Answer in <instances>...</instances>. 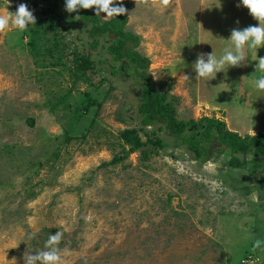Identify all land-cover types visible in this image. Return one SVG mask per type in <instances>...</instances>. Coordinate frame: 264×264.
I'll list each match as a JSON object with an SVG mask.
<instances>
[{
	"label": "rangeland",
	"instance_id": "1",
	"mask_svg": "<svg viewBox=\"0 0 264 264\" xmlns=\"http://www.w3.org/2000/svg\"><path fill=\"white\" fill-rule=\"evenodd\" d=\"M20 3L36 21L52 4L0 0V14ZM123 6L126 30L140 38L136 51L149 59L147 72L168 92L179 120L210 117L242 137L264 134V92L253 84L264 76L255 71L264 47L246 46L241 66L226 64L211 80L196 78L194 70L200 53L219 59L232 46L233 29L258 26L240 0H174L167 9L123 0ZM53 12L69 18L65 4ZM68 29L60 30L66 48L57 67L49 55L40 56L47 67L35 64L20 30L0 33V264H25L27 255L47 250L56 231L63 233V264H264V250L250 247L264 241V194L252 163L259 158L247 155L243 168L231 167L229 150L217 153L212 143L211 158L199 162L157 124L145 132L161 139L163 149L148 159L136 151L108 163L123 155L120 131L139 126L142 84L105 48L93 49L83 26ZM74 50L93 61L87 81L72 75ZM86 94L100 106L83 113L76 109ZM55 96L66 97L75 117L63 104L49 112ZM71 123L74 138L66 142ZM55 151L59 159L47 162Z\"/></svg>",
	"mask_w": 264,
	"mask_h": 264
},
{
	"label": "trees",
	"instance_id": "2",
	"mask_svg": "<svg viewBox=\"0 0 264 264\" xmlns=\"http://www.w3.org/2000/svg\"><path fill=\"white\" fill-rule=\"evenodd\" d=\"M44 1L53 4V6L52 4L45 6L46 10L43 11L44 18L36 21V24L30 28V33H27L26 30L21 31L22 36L28 37L26 45L35 64L45 67L47 64L43 63L40 56L49 55L53 58V61L49 64L50 66L57 67L63 65L61 60L66 46L63 42L64 35H62L60 30L68 31V26L81 25L84 27L90 39L89 45L93 49L97 48L98 45L103 49L105 48L114 61L123 63L122 68H124L125 72H133L141 81L140 102L137 107L139 126L138 128H125L120 131L118 139L120 140L119 145L122 148L123 155H115L108 163L121 162L124 157L136 151L140 152L142 159H148L149 155L156 154L159 149H163L165 144L161 139L156 136L150 138L145 132L146 127L161 124L169 135L176 139L175 146H185L193 155V158L199 162H207L211 158L212 143L213 146H218L216 148L217 153L222 152L224 149L229 150L230 159L228 160V164L231 167L243 168L247 164V155L259 158L252 161L253 171H256V169L260 170V174L258 176L255 175V179L259 190L264 194L263 133L242 137L236 132L229 131L223 121L210 117H202L199 120H179L176 117L174 102L169 97L168 92L163 89H157L147 72L150 63L149 59L136 51L140 38L126 30L125 26L128 21L126 15L114 16L108 20H104L100 16H96L95 9H81L78 13H69L68 17L71 19L55 14L59 15L57 17L54 15V8L57 5L65 4V0ZM18 5H13L11 12L15 13ZM51 11L53 15L48 16V12ZM75 16H79L80 18L76 20L74 19ZM62 22L66 26H62L61 28L60 24ZM110 35H115V39L109 40ZM20 40L22 41V38ZM108 40L109 45L106 46L105 42ZM71 55L73 56L72 62L74 66L72 75L74 79L77 81L80 79L87 81L85 73L93 70V61L87 55L79 54L76 50L72 51ZM129 65L132 66L130 69H128ZM111 73L114 74L116 72L112 71ZM84 96L86 102H82V108L76 110L87 113L94 104L98 105V107L100 106V103L91 99L89 95L86 94ZM65 99V96H55V101L52 103L48 100L46 106L49 112H55L59 104H63V108L71 111V115L75 117L74 109ZM75 119L78 118L76 117ZM28 124H32V122L28 120ZM72 124H69L68 128L64 129L66 142L74 138V136L70 135L75 132ZM161 125L158 127V130L162 129ZM141 133L146 136V140L142 139ZM151 134H154V132L152 131ZM81 137H84V135ZM148 145H151V147H148ZM126 147L127 150H125ZM238 154L242 156L241 159L237 157ZM58 159V151L52 152L51 156L46 158L47 162L52 161L51 163ZM33 196V193H29L28 195V197ZM250 247L252 248L253 244ZM244 254V259L251 258L250 252Z\"/></svg>",
	"mask_w": 264,
	"mask_h": 264
},
{
	"label": "clouds",
	"instance_id": "3",
	"mask_svg": "<svg viewBox=\"0 0 264 264\" xmlns=\"http://www.w3.org/2000/svg\"><path fill=\"white\" fill-rule=\"evenodd\" d=\"M137 6H159L167 9L173 5L174 0H134ZM243 7L247 8L249 14L258 21V26H248L242 30L233 29L229 40L231 47L224 49V54L217 59L213 53H200L194 63V70L197 73L196 78L211 80L214 79L218 72L223 71L227 64L229 67H239L245 61V47L257 50L264 47V0H240ZM240 5H237L239 7ZM81 9H95L96 16L101 13L106 14L103 18L110 19L127 13L123 6V0L119 3L116 0H65V11L68 13H78ZM76 16L75 19H79ZM238 23V22H237ZM36 24V17L28 5L20 3L15 13L8 11L7 14H0V33L5 32L9 27L24 31L29 25ZM205 56L207 58L205 59ZM256 70L264 73V57L256 58ZM255 74V72H254ZM253 74V75H254ZM187 79L188 77L185 76ZM254 87L264 92V76L253 80ZM253 132V131H252ZM255 134V132H253ZM63 233L56 231L51 234L45 242L47 250L40 251L34 255L26 256L25 264H63L59 244L62 240ZM257 249L264 250V241L257 239L253 243L252 251Z\"/></svg>",
	"mask_w": 264,
	"mask_h": 264
},
{
	"label": "water",
	"instance_id": "4",
	"mask_svg": "<svg viewBox=\"0 0 264 264\" xmlns=\"http://www.w3.org/2000/svg\"><path fill=\"white\" fill-rule=\"evenodd\" d=\"M111 36H112V37H115V35H110L109 37H111Z\"/></svg>",
	"mask_w": 264,
	"mask_h": 264
}]
</instances>
